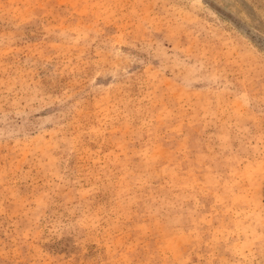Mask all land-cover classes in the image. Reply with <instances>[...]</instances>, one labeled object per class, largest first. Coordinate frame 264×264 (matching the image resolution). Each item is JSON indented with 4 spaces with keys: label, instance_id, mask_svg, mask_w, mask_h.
<instances>
[{
    "label": "rangeland",
    "instance_id": "1",
    "mask_svg": "<svg viewBox=\"0 0 264 264\" xmlns=\"http://www.w3.org/2000/svg\"><path fill=\"white\" fill-rule=\"evenodd\" d=\"M0 264H264V0H0Z\"/></svg>",
    "mask_w": 264,
    "mask_h": 264
}]
</instances>
